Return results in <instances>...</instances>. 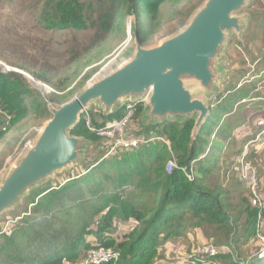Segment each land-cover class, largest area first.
<instances>
[{"label": "trees", "instance_id": "obj_1", "mask_svg": "<svg viewBox=\"0 0 264 264\" xmlns=\"http://www.w3.org/2000/svg\"><path fill=\"white\" fill-rule=\"evenodd\" d=\"M98 1V18L105 31L112 28V13L119 14L122 10L134 16L131 29L144 44L149 29L156 24L157 8L163 0ZM90 7L91 15L97 12L91 2L45 0L40 18L55 29L84 28L87 20H91V15H87ZM250 94V89L244 91L241 85H237L230 97L218 95L215 106L210 105L216 112L217 121L225 115L224 120L229 122L223 120L213 142L210 140L212 152L204 156L207 160L199 156L203 154L205 129L214 118L211 110L191 143L192 119L187 118L182 123L168 121L138 125L142 104L137 103L132 121L138 127L132 136L147 139L152 132L166 143L149 141L130 149L112 148L111 141L98 133L107 122L123 116L124 106L108 115L99 110L89 112L91 127L85 124V114L82 113L71 134L85 137L91 145L97 143L94 146L100 151L88 155L80 171L69 176L68 180L30 190L16 215L19 218L6 229L0 226V264H92L84 256L91 247L98 246L119 251L117 261L102 264H154L163 242L185 236L194 228L206 229V236L209 234L207 230H212L213 235L221 232L225 236L224 242L231 244L239 242L241 236H255L258 207L247 201L246 228L240 237L234 239L237 218H232L229 212V204L223 198L224 191L207 183L215 168V156L221 152L215 149L216 146L221 142L227 144L228 137L247 141L254 135L253 130L252 134L244 132L236 136L232 121L234 105ZM51 103L59 105L55 93L45 98L39 91L28 88L21 73L0 68V136L9 124L31 113L41 118L42 123L48 120L55 111L48 106ZM3 112L11 116L7 123ZM106 141L111 144L106 145ZM170 159L175 160L176 167L167 173L166 164ZM195 160V164L201 162L198 167L193 165ZM190 168L192 180L185 172ZM262 172L264 176V169ZM129 186L131 189L126 192L125 188ZM115 216L126 223L132 222L129 231L116 232V228L111 227ZM109 230H115V233L109 234ZM88 236L95 238L94 244L88 241ZM236 254L237 257L231 253H218L213 258L228 259L229 264H242L239 253ZM253 258L248 264H255L254 260L264 264V259Z\"/></svg>", "mask_w": 264, "mask_h": 264}, {"label": "rangeland", "instance_id": "obj_2", "mask_svg": "<svg viewBox=\"0 0 264 264\" xmlns=\"http://www.w3.org/2000/svg\"><path fill=\"white\" fill-rule=\"evenodd\" d=\"M79 1L86 4L92 3L94 11L97 12H93L91 15L92 8L90 7L87 15H91V20H87L84 28L70 26L66 29H55L46 25L40 18L45 0H0V62L9 68L28 73L36 78L41 89L35 88L28 78L23 76L30 90L39 91L45 98L49 94L55 93L59 105L56 103L48 104V106L51 105L50 109H56L67 101L76 98L81 91L97 80L106 70L108 71L110 67L113 68L117 63L131 56L135 48L137 35L131 29L133 15L123 13L122 10L119 12L120 15L115 12L112 13L110 16L111 23H113L112 28L105 31L101 20L98 18L99 1ZM204 1L163 0L157 8L154 19L156 24L149 29L147 41L142 45L153 46L175 34L188 22L191 15L202 6ZM241 13L248 17L246 28L239 40L234 34L229 35L223 53L226 75L219 82L215 96L209 99L210 105L215 106L218 95H222L223 98L230 97L237 84L241 85V90L244 91L261 85L256 81L251 86V76L246 73V70H251L252 67L256 68L255 64L250 61V56L255 53V50H252V44L248 42L251 39L252 41L257 40L258 43L255 44L259 46V49H264V0H248ZM256 101L261 100L258 98L247 103L234 105L232 121L234 122L233 126H236L235 135L240 136L244 132L252 134L253 130L254 135L249 137L247 141L241 138L233 140L228 137L225 145L219 141L221 144L217 145L215 149L221 152L215 156V168L207 180L210 186L221 187L224 191L223 198L229 204V212L232 218H237L235 223L237 228L232 235L234 239L244 233L247 219L245 208L247 201L252 203L249 191L239 177L236 163L239 150L241 149V152L245 145L249 144L248 161L254 164L261 177H264L262 172L264 169V131L260 133V126L256 123L258 119L262 117L264 119V104H262L263 100L259 104ZM93 110H97L95 105H92L87 112L91 114ZM3 115L7 123L11 116L5 112ZM211 115L214 116L213 121L205 129L206 134L203 136L202 153L204 156L206 154L208 156L212 152L211 141L213 142L212 139L220 130V125L225 117L224 115L217 121L218 117H215L216 112L213 109ZM140 117L139 114L138 125L141 124ZM42 121L41 118L35 116V113H31L18 119L14 124H9L4 129L0 136V178L12 166L16 158L24 153L25 148L29 147L30 142L33 141L47 120L43 123ZM224 121L229 122L228 120ZM138 125L136 126L134 121H131L126 129L127 136H132V132ZM148 135H150L148 137L150 142L159 141L163 143V140L155 137L152 132ZM100 144L102 143L100 142ZM109 144L111 143L106 141V145L109 146ZM94 145L89 143L83 150V156L78 163L56 172L41 186L55 185L68 180L69 176L77 174L88 155L90 157L100 151L97 149L98 146ZM207 159L204 158V160ZM195 163L196 160L193 165L198 167L201 162ZM125 189L126 192H129L131 187ZM25 198L26 196L11 209L0 213V226L3 229L11 226L12 222L19 218L16 215L21 210ZM131 224V221L126 223V221H121L115 216L112 219L111 227L116 228V232H125L129 231ZM108 233L113 234L115 230H109ZM207 233L209 234L206 236V229L204 228H194L187 231L185 236L170 238L163 243L161 242L159 254L154 260V264H191L190 259L187 258L188 253L192 248L205 243H212L220 248V253H231L233 257H237L236 253H239L242 264H248L254 259V256L264 259V253L260 251L261 240L258 236L259 233L264 235V216L256 228V235L251 238L241 236V240L237 243L224 242L225 236L221 232L213 235L212 230H207ZM87 239L91 243H95L93 236H88ZM87 253L84 258L88 260ZM254 261L253 263L258 264L256 260ZM262 262L264 263V260ZM202 264H229V262L228 259L213 258V260Z\"/></svg>", "mask_w": 264, "mask_h": 264}, {"label": "water", "instance_id": "obj_3", "mask_svg": "<svg viewBox=\"0 0 264 264\" xmlns=\"http://www.w3.org/2000/svg\"><path fill=\"white\" fill-rule=\"evenodd\" d=\"M248 0H205L175 34L153 46L135 38L133 54L103 73L74 99L56 108L24 153L0 178V213L20 203L28 191L58 171L80 161L90 143L71 134L83 110L95 105L103 115L140 100L143 126L192 119L191 143L210 116L209 99L224 79V51L229 35L239 40L247 15ZM16 71L33 84L32 75ZM30 75V76H28ZM38 81V80H37Z\"/></svg>", "mask_w": 264, "mask_h": 264}, {"label": "built area", "instance_id": "obj_4", "mask_svg": "<svg viewBox=\"0 0 264 264\" xmlns=\"http://www.w3.org/2000/svg\"><path fill=\"white\" fill-rule=\"evenodd\" d=\"M110 69H112V67H110L108 70ZM137 103L142 104L140 100L126 102L124 105L125 110L123 116L119 119H114L107 122L98 131L99 135L104 136L111 141L112 148L120 147L124 149H130L132 147H137L144 143L147 144V142H149L148 138L145 139L142 137H133L130 135L127 136L126 129L128 124L131 123L132 121ZM83 113L85 114V124L87 125V127H91L90 117L87 110L84 109ZM262 118L258 119V121L256 122L257 125L260 126V133L264 131V119ZM155 137H158L159 139L163 140V142L166 143V140H164L162 137L160 136H155ZM248 145L249 144L245 145L244 149L237 155L236 163L238 167L239 177L241 181H243L244 184L246 185L250 197L252 199L253 205L257 206L259 209L258 225H260V223L262 222V218L264 216V177H261V174L256 168V166L252 164L250 161H248L247 159L249 155ZM203 156L204 154H201L199 158H202ZM175 167H176L175 160L170 159L166 164V172L170 173L172 169ZM185 172L188 178L192 180L193 179L192 168H190ZM258 236H259V240H261L260 251L261 253H264V235L259 233ZM220 252H221L220 248L217 247L216 245L212 243H205L192 248L188 253L187 258L190 259L191 264H202L205 261V259L213 258L217 256V254ZM87 254H88V261H90L92 264H102V263H107L109 261H117L119 257L118 250L105 248L102 246L92 247L91 249L88 250Z\"/></svg>", "mask_w": 264, "mask_h": 264}, {"label": "crops", "instance_id": "obj_5", "mask_svg": "<svg viewBox=\"0 0 264 264\" xmlns=\"http://www.w3.org/2000/svg\"><path fill=\"white\" fill-rule=\"evenodd\" d=\"M247 21H248V19H247ZM245 28H246V26H245ZM248 43H251L252 44L251 45L252 50H255V53H252L250 56V59H251L250 61H251V63L255 64L254 66H256V68L252 67L251 70H246V73H248V75L251 76V82H252L251 86H253V82H256V81H258V83L261 85L259 87L257 86L255 88H253V87L249 88L251 96L241 99L236 105L247 103V102L253 101V100L258 99V98H260L261 101L263 100L262 104H264V49H259V46H257L255 44V43H258L257 40L252 41V39H251ZM259 84H257V85H259ZM237 85L234 88H237ZM246 88H248V87H246ZM258 96H260V97H258ZM261 101H256V103L259 104V103H261ZM263 110H264V106H263ZM237 129H238V127H237Z\"/></svg>", "mask_w": 264, "mask_h": 264}, {"label": "bare ground", "instance_id": "obj_6", "mask_svg": "<svg viewBox=\"0 0 264 264\" xmlns=\"http://www.w3.org/2000/svg\"><path fill=\"white\" fill-rule=\"evenodd\" d=\"M28 76H30V75H28ZM33 84L37 85L38 87L40 86L37 80H35V82Z\"/></svg>", "mask_w": 264, "mask_h": 264}]
</instances>
